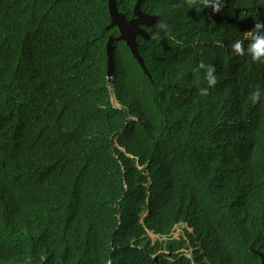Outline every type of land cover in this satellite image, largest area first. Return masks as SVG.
<instances>
[{
    "label": "trees",
    "instance_id": "1",
    "mask_svg": "<svg viewBox=\"0 0 264 264\" xmlns=\"http://www.w3.org/2000/svg\"><path fill=\"white\" fill-rule=\"evenodd\" d=\"M141 9L169 34L138 39L148 74L115 43L110 80L108 0H0V264H262L264 62L231 44L264 0Z\"/></svg>",
    "mask_w": 264,
    "mask_h": 264
},
{
    "label": "clouds",
    "instance_id": "2",
    "mask_svg": "<svg viewBox=\"0 0 264 264\" xmlns=\"http://www.w3.org/2000/svg\"><path fill=\"white\" fill-rule=\"evenodd\" d=\"M189 3L190 5H193L195 9L211 7L215 13H219L221 12L222 7L225 5L226 0H189ZM154 27L156 29V31L153 33L154 39L159 38L161 33L164 35L169 34V25L162 20H159ZM245 39H249L246 48ZM245 39H237L231 44L233 55L240 57L250 55L254 62H264V24L257 23L255 29L248 32V35L245 37ZM203 68H205V64L201 62L195 71L200 72V69ZM217 82V76L214 74V66L212 64H208L203 81L206 86L201 87L200 95L208 96L209 90L213 88ZM249 100L253 104L264 101V89H262L260 86H257L256 90L250 94Z\"/></svg>",
    "mask_w": 264,
    "mask_h": 264
},
{
    "label": "water",
    "instance_id": "3",
    "mask_svg": "<svg viewBox=\"0 0 264 264\" xmlns=\"http://www.w3.org/2000/svg\"><path fill=\"white\" fill-rule=\"evenodd\" d=\"M143 0H138L134 9V19L128 20L123 14L119 12L116 0H108L109 13L112 19L110 29L118 28L120 36L118 38L110 37L107 43L108 54V76L110 80L115 74V43L123 42L131 51L133 57L137 60L141 68L148 74L143 57L139 53L138 39L142 38L149 41V35L145 28L152 26L157 22L158 18L142 11L141 5ZM264 264V256L261 255Z\"/></svg>",
    "mask_w": 264,
    "mask_h": 264
},
{
    "label": "rangeland",
    "instance_id": "4",
    "mask_svg": "<svg viewBox=\"0 0 264 264\" xmlns=\"http://www.w3.org/2000/svg\"><path fill=\"white\" fill-rule=\"evenodd\" d=\"M113 100L116 103V100L114 98H113ZM183 229H184V226H181L180 228H178L177 232L183 234L184 233ZM149 236L153 239V241H156L159 238L158 236H155L153 233H149ZM189 255H191V251H190Z\"/></svg>",
    "mask_w": 264,
    "mask_h": 264
}]
</instances>
